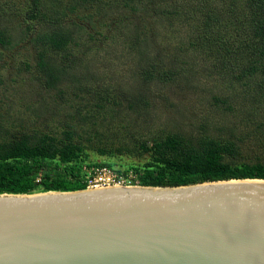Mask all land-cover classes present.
<instances>
[{"label": "rangeland", "instance_id": "obj_1", "mask_svg": "<svg viewBox=\"0 0 264 264\" xmlns=\"http://www.w3.org/2000/svg\"><path fill=\"white\" fill-rule=\"evenodd\" d=\"M41 1L42 19L29 17L31 0H0V143L68 132L79 162L67 169L41 159L37 179L87 182L111 172L140 186L155 170L152 141L166 135L228 141L229 166L264 165V70L237 78L251 58L243 1ZM210 10L235 24L204 25ZM53 29L67 34L65 45L34 43ZM37 53L61 69L52 87Z\"/></svg>", "mask_w": 264, "mask_h": 264}, {"label": "water", "instance_id": "obj_2", "mask_svg": "<svg viewBox=\"0 0 264 264\" xmlns=\"http://www.w3.org/2000/svg\"><path fill=\"white\" fill-rule=\"evenodd\" d=\"M0 264H264V179L2 192Z\"/></svg>", "mask_w": 264, "mask_h": 264}, {"label": "trees", "instance_id": "obj_3", "mask_svg": "<svg viewBox=\"0 0 264 264\" xmlns=\"http://www.w3.org/2000/svg\"><path fill=\"white\" fill-rule=\"evenodd\" d=\"M86 3L94 0H77ZM133 2V0H124ZM141 1V0H140ZM248 8L249 15L242 25L246 39L243 46L248 63L239 66L237 78L252 75L258 70H264V0H240ZM204 1L197 0V6ZM235 2V0H234ZM30 18H41V0H31ZM236 3V2H235ZM196 11V10H195ZM203 24L215 27H232L235 20L230 17L219 18L211 10ZM38 13V15H37ZM211 21V24L208 23ZM248 35V37H247ZM69 37L60 29L38 33L33 41L37 45L49 49H58L65 45ZM5 44L0 36V45ZM242 45V43H241ZM36 68L45 79V85H52L59 79L60 68L49 62L48 57L41 53L36 55ZM234 146L231 142H221L208 137L198 138L194 143L177 135H166L153 140L150 146V158L155 163L154 169L145 170L141 186H179L204 181L226 179L259 178L264 179V165H242L239 168L225 163V158H233ZM76 146L70 141V134L65 132L61 140L47 135L34 138L21 136L12 141L0 143V193H30L33 190L43 191H73L86 187L80 179L64 180L50 177L47 173L35 177L39 161H51L57 166L74 164L77 158ZM36 164V167H35Z\"/></svg>", "mask_w": 264, "mask_h": 264}, {"label": "built area", "instance_id": "obj_4", "mask_svg": "<svg viewBox=\"0 0 264 264\" xmlns=\"http://www.w3.org/2000/svg\"><path fill=\"white\" fill-rule=\"evenodd\" d=\"M93 183H95V184H93ZM85 184H86L85 188H88V187L94 188V187H104V186H111V185H114V186L119 185L120 186V185L125 184V181L122 180L120 175L108 172L105 174L101 173V175H99L96 178H93V180H89V181L85 182ZM96 184L99 186H97Z\"/></svg>", "mask_w": 264, "mask_h": 264}, {"label": "bare ground", "instance_id": "obj_5", "mask_svg": "<svg viewBox=\"0 0 264 264\" xmlns=\"http://www.w3.org/2000/svg\"><path fill=\"white\" fill-rule=\"evenodd\" d=\"M119 186V185H118Z\"/></svg>", "mask_w": 264, "mask_h": 264}]
</instances>
